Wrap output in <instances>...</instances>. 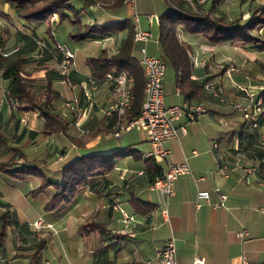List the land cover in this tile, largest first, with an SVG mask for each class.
<instances>
[{
  "label": "crops",
  "instance_id": "crops-1",
  "mask_svg": "<svg viewBox=\"0 0 264 264\" xmlns=\"http://www.w3.org/2000/svg\"><path fill=\"white\" fill-rule=\"evenodd\" d=\"M107 2L86 5L85 0H72L69 19L60 21L54 16L40 25L28 27L13 16L7 1L0 0L4 48L11 52L8 57L20 63L22 76L34 80L37 88L51 81V89L61 99L55 102L57 109L73 119L65 133L26 137L25 141L31 142L32 148L25 150L47 159L41 167L47 179H60L63 168L81 156L96 153L114 156L110 170L90 177L87 187L78 190L69 204L55 211L44 209L53 195L52 186L34 194L40 185L39 178L28 175L17 179L13 175L14 168H0V264H39L42 251L48 248L54 235L58 245L51 251L61 252L58 257L56 254L59 264H160L156 253L170 238L175 241L177 264H242L241 256L251 264H264V147L256 145V140L261 143L264 137V126L257 130V139L242 136L247 130L254 131V127L242 111L234 107L239 104L253 113L261 101L264 108V70L259 66L264 65V51L212 45L201 35L178 29L179 40L188 53V77L181 88L176 84L174 69L166 66L165 105H181L187 101L202 105L205 111L192 122L186 115L182 116L175 126H184L185 132L179 131L177 138L163 143L167 158L157 160L163 175L168 164L184 162L191 172L175 180L174 193L166 199L160 191L151 189L150 176L145 169L149 158L146 154L150 151L145 133L132 129L115 138L114 126L110 127V118L103 113L111 99V90L103 83L91 90L87 81L89 75L95 74L92 60L103 51L108 56L115 53L127 37V31L116 32L102 40L73 37L80 27L126 19L131 20L134 27L138 25L143 29L147 25L140 15L144 14L146 19L147 15H153L158 21L166 9V0H137L134 10L138 22L131 17L133 9L125 1L115 10L109 8L112 1ZM253 2L264 0H248L243 4L238 0L219 10L228 19L236 15L234 18H238L244 12L242 17L247 21L250 18L247 10ZM148 27H151L149 23ZM58 32L70 42L59 39ZM156 34L146 48L148 54L160 57L158 27ZM56 40L72 50L91 42L106 47L95 58L88 57L82 68L75 64L63 79L59 77L61 58L55 49ZM136 47L133 55L137 52L136 58H139L140 45ZM229 63L235 65L232 73L227 70ZM1 74L2 71L0 126L6 128L10 139V150L7 156H2L4 159L15 154L11 147L16 143L11 136L16 135V116H12L15 108L5 97ZM86 93H90L91 102ZM71 100H76L79 110L85 112L78 122L75 112L63 105ZM254 117L258 121L261 114L255 113ZM19 118L21 126L34 132L44 123L35 109L21 113ZM133 130L136 132L130 134ZM223 167L227 169L226 176L219 173ZM245 168H254L249 184L245 182ZM215 188L227 196L224 206H216ZM200 190L210 192V197L209 202L202 200L197 206L196 194ZM34 206L39 209L34 210ZM164 206L166 214L162 213ZM125 215L133 220L126 221ZM40 218L52 229L51 233L44 226L37 230L31 225ZM241 230L246 231L243 237L237 235ZM197 258L202 262L196 263Z\"/></svg>",
  "mask_w": 264,
  "mask_h": 264
},
{
  "label": "trees",
  "instance_id": "trees-1",
  "mask_svg": "<svg viewBox=\"0 0 264 264\" xmlns=\"http://www.w3.org/2000/svg\"><path fill=\"white\" fill-rule=\"evenodd\" d=\"M5 1L9 3L13 16L28 27L40 25L54 16H57L60 21H65L70 18L68 13L73 10L72 0ZM98 1L104 2L106 0H85V4L90 5ZM110 1L112 3L109 8L112 10L119 9L124 5V0H108L107 3ZM246 1L248 0H240V3L243 4ZM165 4L166 9L158 17L157 41L161 50L160 58L166 66L174 69L176 84L181 88L187 81L189 58L184 44L179 40V28H183L193 35H201L205 41L212 45L223 44L236 46L247 51H264V2H253L248 7L247 13L250 18L245 22H241L244 12L238 18L228 19L219 10L221 6H228L224 0H208L205 5L198 6L196 9H193L190 4L183 0H166ZM124 30L127 31V37L115 53L108 56L103 51L98 58L92 60L95 74L98 76L107 71L116 72L120 70H125L133 76L132 92L134 98L130 109L122 119L123 121L134 119L140 114L144 99L145 76L139 64V58L133 55L134 49H137V44L133 42L134 25L128 19L105 25L91 24L80 27L79 32L73 35V37L81 40H102ZM31 39L36 43L33 37ZM4 40L5 38L2 36L3 47ZM43 49H46V46ZM8 56L4 57L0 54V71H2L1 80L5 82V97L10 105L15 108L12 111V116H16V135L11 136V140L12 142L15 141L16 146L11 147V151H15L14 156L2 159V156H7L10 150V139L5 131L6 128L0 126V168H14L13 175L17 179H22L28 175L39 178L40 185L34 190V194L41 193L46 187L52 186L53 195L44 209L55 211L58 207L69 204L78 190L87 187L90 177L104 175L110 170L114 165V156L102 153L81 156L63 168L60 179L56 177L47 179L41 170L47 159L37 156L36 152H27L25 149L31 147L32 143L25 141V138H31L38 133L44 135L65 133L73 119L71 115L63 116L57 109L55 102L56 100L59 102L61 99L51 89V81H48L45 86L37 88L33 84L34 80L22 76L20 63L13 61ZM259 66L264 70L263 64H259ZM59 77L65 78L61 74ZM34 109L44 121L38 132L28 130L26 126L20 124L19 115ZM261 109L259 113L261 119L256 120L257 126L254 127V131L247 130L242 133V136L244 135L249 139L258 138L256 132L259 127L264 126V108L261 107ZM115 123L116 118H110V127H113ZM75 142L77 143V141ZM256 145L264 147V144L258 140H256ZM51 161H54V158ZM145 169L150 176L151 183L163 176L162 168L154 157L146 159Z\"/></svg>",
  "mask_w": 264,
  "mask_h": 264
},
{
  "label": "built area",
  "instance_id": "built-area-1",
  "mask_svg": "<svg viewBox=\"0 0 264 264\" xmlns=\"http://www.w3.org/2000/svg\"><path fill=\"white\" fill-rule=\"evenodd\" d=\"M127 6L133 9L132 18L138 22V14L134 10L137 0H124ZM190 4L193 9L198 6L205 5L208 0H183ZM235 0H224L226 4L232 3ZM155 16L147 15L149 25H152ZM3 27L0 18V54L4 57L10 55L11 52L6 51L2 46ZM151 39V32L144 30L138 25L134 27L133 42L139 44V64L143 69L145 76L144 84V99L141 107L140 114L134 118L123 121V117L130 109L132 100L134 98L132 89L134 86V78L128 74L125 70L120 71H107L101 76L91 74L87 77L88 84L91 90H96L98 85L103 83L107 85L111 90V99L109 100L107 107L103 110L104 115L107 118H116L114 125L113 136L115 138L122 137L125 133L132 129L143 131L150 144V151L146 154L148 157H154L157 160H165L168 155V151L164 148L163 143L167 140L177 138L178 132H185V127H176L175 122L182 116L186 115L188 121H195L197 116L202 114L205 109L202 105L191 104L190 102H184L181 105H165V91H164V77L166 72V64L157 56L148 54L146 44ZM55 48L60 55V68L59 73L66 77L71 68L75 66V53L66 44L55 41ZM234 68L230 66V70ZM86 98L91 102L90 93H86ZM65 107L72 110L75 115L76 122L80 121L84 115V111H80L77 106L76 100H71L65 103ZM236 109L242 111L244 118L250 120L252 127L257 126V121L254 117L255 113L261 112V101L256 104L253 113H250L245 107L236 104ZM261 143L264 144V137L261 139ZM195 154V152H193ZM245 182L250 183V176L254 173V168H245ZM190 168L187 163L168 164L164 175L151 184L152 190L160 191L166 199L174 193V182L181 175L190 174ZM219 173L226 176L227 169L225 167L220 168ZM213 193L218 197L216 206H224L227 196L223 194L218 188L213 190ZM210 192L200 190L196 194L197 206L200 205L202 200L209 202ZM167 205V201L165 202ZM166 206L163 207L162 213L166 214ZM126 221L133 220V217L125 215ZM43 220L37 219L31 223L34 227L40 229L44 226ZM50 226V225H49ZM246 234L245 230L237 232L239 237H243ZM156 259L160 264H177L176 260V248L173 238L166 240L164 245L157 251ZM242 264H251L245 256H241ZM196 263H201L202 259L197 258Z\"/></svg>",
  "mask_w": 264,
  "mask_h": 264
},
{
  "label": "rangeland",
  "instance_id": "rangeland-1",
  "mask_svg": "<svg viewBox=\"0 0 264 264\" xmlns=\"http://www.w3.org/2000/svg\"><path fill=\"white\" fill-rule=\"evenodd\" d=\"M236 1H234V2H232V3H229V4H226V5H228V6H231L232 4H234ZM227 11V10H226ZM227 12H229V11H227ZM230 15H231V13H230ZM247 15V14H246ZM238 15H236V16H232V19L234 18V17H237ZM239 17H240V15H239ZM140 18H141V20L143 21V22H145L146 23V27L145 28H143L144 30H149L150 32H151V37H156L157 36V34H156V31H157V27H158V21H157V17L155 16V19H154V21H153V23H152V25H151V27H148V21H147V19H146V16L143 14H141L140 15ZM242 19H241V22H245V19H244V17H241ZM154 37V38H155ZM58 38L59 39H61L62 41H66V42H70V41H68L67 39H63V38H61V34H60V32H58ZM105 45H103L102 43H97V42H91V43H88V44H86V43H83L82 45H80V47L78 46V48L77 49H73V51H74V53H75V64H76V66L78 67V68H82L84 65H85V60L88 58V57H94L95 58V56H98V54L99 53H101V51L102 50H104L105 49ZM227 54V53H226ZM134 55L135 56H138V53L137 52H135L134 53ZM230 55H233L232 53H230ZM232 57V56H231ZM230 66H232L233 68L235 67V65H234V63H229L228 64V68H227V70L229 71V73H232L233 71H234V69L233 70H230ZM169 71H170V69H169ZM62 103H63V101L62 102H60L59 104L60 105H62ZM65 103V102H64ZM64 106H65V104H63ZM26 120H24V121H22V122H25ZM136 131L135 130H133L130 134H133V133H135ZM30 148H32V146L30 147ZM36 155L37 156H41V155H39V153H36ZM34 210H38L39 208H37V206L35 207L34 206V208H33ZM45 227V228H44ZM44 227L42 226L40 229H38V228H36V227H34L35 229H37V230H42V228H44L45 230H47L48 228L46 227V224H44ZM43 229V230H44ZM44 230V231H45ZM52 230V229H51ZM51 230L50 229H48V231L47 232H50L51 233ZM45 240H46V242H47V238H45ZM54 243H53V242ZM52 241H50L49 242V246H48V248L47 249H44L43 251H42V253H41V256H40V261H39V264H59V259L57 258L58 257V255L61 253H52V251H51V249H53L52 247L54 246L55 247V249L54 250H56V247H57V237H56V235H54V237H53V240ZM53 244V245H52ZM59 251V250H58ZM56 254H57V257H56ZM55 256V257H54Z\"/></svg>",
  "mask_w": 264,
  "mask_h": 264
}]
</instances>
